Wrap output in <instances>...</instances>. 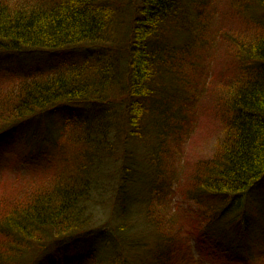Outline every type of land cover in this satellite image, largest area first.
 I'll return each instance as SVG.
<instances>
[{"label": "trees", "instance_id": "1", "mask_svg": "<svg viewBox=\"0 0 264 264\" xmlns=\"http://www.w3.org/2000/svg\"><path fill=\"white\" fill-rule=\"evenodd\" d=\"M203 2L0 0V63L84 55L0 89V141L18 134L14 156L32 161L45 149L51 166L40 178L25 180L34 188L26 197L0 201V264L63 263L65 251L96 229L90 207L100 199L121 224L107 264H181L182 226L174 228L175 209L166 195L178 178L173 164L179 146L205 96L221 136L210 157L184 176L181 196L206 206L203 212L215 201L227 200L225 209L234 202L242 207L264 183V25L257 20L256 32L222 37L228 40L221 42L228 47L229 74L211 76L204 50L219 37L202 27L203 36L192 37ZM234 7L262 11L264 0H235ZM79 106L86 113L71 121L69 131L45 141L46 122ZM131 141L145 144L147 153L129 148ZM143 193L145 223L136 228L128 209ZM238 218V244L221 254L225 264L248 257L239 244L244 214Z\"/></svg>", "mask_w": 264, "mask_h": 264}, {"label": "rangeland", "instance_id": "2", "mask_svg": "<svg viewBox=\"0 0 264 264\" xmlns=\"http://www.w3.org/2000/svg\"><path fill=\"white\" fill-rule=\"evenodd\" d=\"M203 1L202 5L199 4L202 10L197 21L193 20L199 30L194 31L192 37L203 36L200 34V27L219 37L214 46L205 47V65L211 76L215 73L217 77L223 78L229 74L227 70L231 60L227 63L228 47L225 42H221V40H228L221 38L230 39L234 36L243 38L245 33L256 32L257 28L254 23L257 20L264 25V10L252 8L249 9L251 12L238 11L234 7L235 0ZM83 56L80 53H71L65 58L35 57L26 59L19 57L5 60L0 63V89L15 83L25 74L30 76L36 72H51L63 60L76 61ZM215 90L214 86L211 89L212 101L216 94ZM205 97L206 100L201 98L197 103L192 124L187 128L186 137L177 152V161L173 164L174 172H178L177 180L179 181L172 178L171 189L166 195V201L170 202L172 208L175 209L177 226L174 228L176 229L179 224L182 226V228L179 227L178 233L179 241L183 240L181 243V259H183L181 264H225L221 260V254L225 249L233 248L235 244L233 242L237 243L239 226L242 224L238 218L240 213L244 214L246 233L245 238L239 240V244L243 246L245 256H248L243 264H264V183L259 184L245 196L242 200V207H236V202H234L232 206L225 209L223 206L227 200L221 201V205L215 201L214 206L203 212L206 206L194 204L181 196L184 176L190 173L196 162L210 157L215 142L221 136L219 122L211 115V112H208L212 107V102L209 97ZM202 106L203 110H201ZM85 113L86 108L79 106L67 115L62 114L54 120H48L46 127L49 136L45 141L50 137L58 139L62 134L67 133L71 121ZM20 140L21 137L16 134L0 141V201L5 205L26 197L33 187L28 185L25 180L38 179L51 167L47 165L50 157L45 149H41L34 156V158L37 156L38 158L32 161L24 162L14 156V147ZM42 147L46 146L42 145ZM128 147L131 149L140 147L142 155L147 153V148L142 142L131 141ZM116 165H119V162ZM171 167L172 165L168 167V170ZM145 200L146 197L143 193L140 195L139 201L137 200L128 209L129 223H134L136 228L138 223L140 225L145 223L142 218ZM210 203L208 202L207 205ZM111 210L108 203L101 199L100 204H91L90 225L96 228L91 237L74 245L73 249L68 248L65 251L63 263L55 259L53 264H107L109 259L115 256L117 246H113L111 241L115 240L116 229L120 224L118 223L119 217ZM211 215L214 216L211 218ZM211 220V227L206 229L207 223ZM98 232L102 233L105 238H99ZM172 233L177 234V231ZM125 255L128 257L129 253L125 252Z\"/></svg>", "mask_w": 264, "mask_h": 264}]
</instances>
